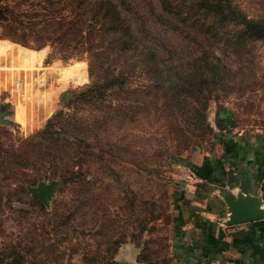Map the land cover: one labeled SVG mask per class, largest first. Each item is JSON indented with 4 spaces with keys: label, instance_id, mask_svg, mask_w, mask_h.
<instances>
[{
    "label": "rangeland",
    "instance_id": "obj_1",
    "mask_svg": "<svg viewBox=\"0 0 264 264\" xmlns=\"http://www.w3.org/2000/svg\"><path fill=\"white\" fill-rule=\"evenodd\" d=\"M239 4L264 18V6ZM76 38L65 35L40 50L0 38V104L10 120L0 125V264H113L118 258L170 264L172 203L196 164L212 158L221 165L232 139L264 135V42L249 44L255 67L243 82L204 99L181 96L172 106L132 66L125 89L105 97L118 110L101 123L94 117L102 111L64 108L84 123H55L62 126L56 144H28L21 152L25 163L9 160L4 150L41 129L69 92L88 84L86 54L75 51ZM219 57L230 68L237 64L231 55ZM216 118L225 124L217 127ZM63 170L80 176L52 184L48 206L26 191L57 182ZM21 172L35 179L22 190ZM71 213L70 225L63 224Z\"/></svg>",
    "mask_w": 264,
    "mask_h": 264
},
{
    "label": "trees",
    "instance_id": "obj_2",
    "mask_svg": "<svg viewBox=\"0 0 264 264\" xmlns=\"http://www.w3.org/2000/svg\"><path fill=\"white\" fill-rule=\"evenodd\" d=\"M239 1L0 0V38L40 50L65 35L77 36L75 48H79L75 51L86 54L89 77L83 88L69 92L64 107L48 117L41 129L4 154L9 160L20 157L25 163L21 152L28 144L34 147L38 142L49 148L57 143L62 126L84 123L64 108L102 111V116L94 117V122L101 123L109 110H118L105 97L125 89L132 66H138L147 77V88L167 96L170 106L178 104L181 96L204 99L213 91L243 82L254 73L249 44L264 42V18L249 16ZM248 1L264 6V0ZM219 54L233 56L236 66L224 64ZM60 121L63 125L56 126ZM224 124L216 118L217 127ZM56 159L50 158L48 163L52 165ZM21 173L18 183L22 190L35 179ZM79 176L63 170L52 184H65ZM72 216L66 215L62 223L70 225Z\"/></svg>",
    "mask_w": 264,
    "mask_h": 264
},
{
    "label": "crops",
    "instance_id": "obj_3",
    "mask_svg": "<svg viewBox=\"0 0 264 264\" xmlns=\"http://www.w3.org/2000/svg\"><path fill=\"white\" fill-rule=\"evenodd\" d=\"M191 175L172 203L170 264H264V135L232 139L221 165L208 158ZM239 193L263 216L226 224L224 199Z\"/></svg>",
    "mask_w": 264,
    "mask_h": 264
},
{
    "label": "water",
    "instance_id": "obj_4",
    "mask_svg": "<svg viewBox=\"0 0 264 264\" xmlns=\"http://www.w3.org/2000/svg\"><path fill=\"white\" fill-rule=\"evenodd\" d=\"M8 110L0 104V125L10 124L6 118ZM52 183L38 184L37 186H26L25 189L33 198L37 199L43 206H48V200L52 195ZM253 195V194H252ZM225 210L229 213L226 224H237L262 217V213L257 209L253 197L237 194L236 199L228 197L224 199Z\"/></svg>",
    "mask_w": 264,
    "mask_h": 264
}]
</instances>
